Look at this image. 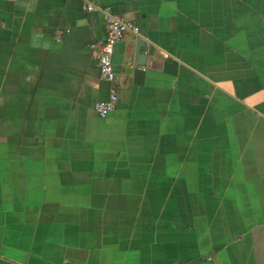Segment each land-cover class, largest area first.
Returning <instances> with one entry per match:
<instances>
[{"label":"crops","instance_id":"obj_1","mask_svg":"<svg viewBox=\"0 0 264 264\" xmlns=\"http://www.w3.org/2000/svg\"><path fill=\"white\" fill-rule=\"evenodd\" d=\"M0 264H264V0H0Z\"/></svg>","mask_w":264,"mask_h":264},{"label":"built area","instance_id":"obj_2","mask_svg":"<svg viewBox=\"0 0 264 264\" xmlns=\"http://www.w3.org/2000/svg\"><path fill=\"white\" fill-rule=\"evenodd\" d=\"M83 8L91 11L94 6L91 3H85ZM100 11L104 21V36L89 43L88 47L95 59L99 79L111 82L115 76L111 63L113 46L122 41L125 36L137 34L138 27L135 23L120 17L110 6H103ZM116 102V93L111 89L106 98L94 101L93 109L99 118H103L115 108Z\"/></svg>","mask_w":264,"mask_h":264},{"label":"water","instance_id":"obj_3","mask_svg":"<svg viewBox=\"0 0 264 264\" xmlns=\"http://www.w3.org/2000/svg\"><path fill=\"white\" fill-rule=\"evenodd\" d=\"M145 42L138 39L135 43V48L126 56L125 72L131 74L134 82H140L143 75L142 67L146 64L147 54L141 49L145 48Z\"/></svg>","mask_w":264,"mask_h":264}]
</instances>
